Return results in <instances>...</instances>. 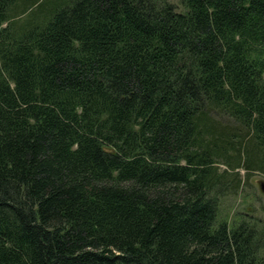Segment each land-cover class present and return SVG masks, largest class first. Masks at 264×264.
I'll use <instances>...</instances> for the list:
<instances>
[{
	"label": "trees",
	"instance_id": "1",
	"mask_svg": "<svg viewBox=\"0 0 264 264\" xmlns=\"http://www.w3.org/2000/svg\"><path fill=\"white\" fill-rule=\"evenodd\" d=\"M242 169L264 0H0V264H264Z\"/></svg>",
	"mask_w": 264,
	"mask_h": 264
},
{
	"label": "rangeland",
	"instance_id": "2",
	"mask_svg": "<svg viewBox=\"0 0 264 264\" xmlns=\"http://www.w3.org/2000/svg\"><path fill=\"white\" fill-rule=\"evenodd\" d=\"M220 167L226 166L221 163ZM240 173L239 184L233 185L222 199V214L230 222L236 220L241 213L264 216V190L261 188V184L264 183V174L259 171L248 174L243 169ZM229 177L232 178L233 174Z\"/></svg>",
	"mask_w": 264,
	"mask_h": 264
},
{
	"label": "water",
	"instance_id": "3",
	"mask_svg": "<svg viewBox=\"0 0 264 264\" xmlns=\"http://www.w3.org/2000/svg\"><path fill=\"white\" fill-rule=\"evenodd\" d=\"M261 188H262V190H264V183L261 184Z\"/></svg>",
	"mask_w": 264,
	"mask_h": 264
}]
</instances>
